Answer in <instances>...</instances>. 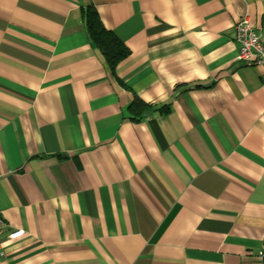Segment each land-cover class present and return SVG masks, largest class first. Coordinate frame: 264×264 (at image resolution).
Instances as JSON below:
<instances>
[{"label": "crops", "instance_id": "crops-1", "mask_svg": "<svg viewBox=\"0 0 264 264\" xmlns=\"http://www.w3.org/2000/svg\"><path fill=\"white\" fill-rule=\"evenodd\" d=\"M89 7L130 51L114 71ZM245 18L264 41V0H0L6 264H264V71L237 59Z\"/></svg>", "mask_w": 264, "mask_h": 264}, {"label": "trees", "instance_id": "trees-1", "mask_svg": "<svg viewBox=\"0 0 264 264\" xmlns=\"http://www.w3.org/2000/svg\"><path fill=\"white\" fill-rule=\"evenodd\" d=\"M83 16L91 43L101 52L111 70L114 71L129 56V49L114 33L104 27L94 7L83 9ZM149 110H151L149 105L137 97L129 107L131 119L135 122L142 121ZM158 111L161 114H167L170 108L165 106Z\"/></svg>", "mask_w": 264, "mask_h": 264}, {"label": "built area", "instance_id": "built-area-1", "mask_svg": "<svg viewBox=\"0 0 264 264\" xmlns=\"http://www.w3.org/2000/svg\"><path fill=\"white\" fill-rule=\"evenodd\" d=\"M235 43L237 59L248 67H260L264 71V41L256 28L248 19L240 20L235 26ZM264 75V73H263ZM5 230V222L0 213V264H6L5 253L2 250L1 239ZM24 236V231L15 230L9 234L11 240ZM259 259L264 263V247L259 252Z\"/></svg>", "mask_w": 264, "mask_h": 264}]
</instances>
